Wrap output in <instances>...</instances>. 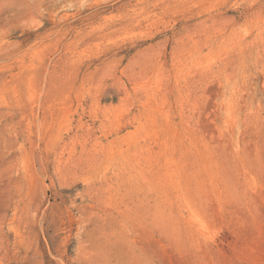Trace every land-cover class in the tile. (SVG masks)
Segmentation results:
<instances>
[{
	"label": "rangeland",
	"instance_id": "374dc122",
	"mask_svg": "<svg viewBox=\"0 0 264 264\" xmlns=\"http://www.w3.org/2000/svg\"><path fill=\"white\" fill-rule=\"evenodd\" d=\"M0 264H264V0H0Z\"/></svg>",
	"mask_w": 264,
	"mask_h": 264
}]
</instances>
